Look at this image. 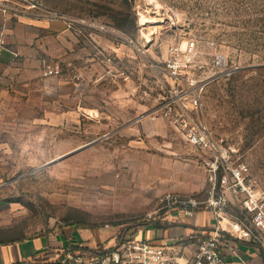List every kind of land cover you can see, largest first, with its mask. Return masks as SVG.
<instances>
[{
	"label": "rangeland",
	"instance_id": "obj_1",
	"mask_svg": "<svg viewBox=\"0 0 264 264\" xmlns=\"http://www.w3.org/2000/svg\"><path fill=\"white\" fill-rule=\"evenodd\" d=\"M120 1L0 0V238L23 258L48 250L29 238L44 233L91 249L145 239L173 200L204 196L201 151L158 111L164 64L188 41L208 71L238 68L203 113L264 189V0Z\"/></svg>",
	"mask_w": 264,
	"mask_h": 264
},
{
	"label": "built area",
	"instance_id": "obj_2",
	"mask_svg": "<svg viewBox=\"0 0 264 264\" xmlns=\"http://www.w3.org/2000/svg\"><path fill=\"white\" fill-rule=\"evenodd\" d=\"M215 61L216 70L208 71L195 41L186 42L185 47L173 46L163 68L170 83L158 108L183 139L202 153L207 181L204 196L173 200L176 215L206 211L214 218L209 236L199 241L192 260L181 262L165 244L137 235L105 248V252H82L71 244L47 250L24 264H226L224 248L229 237L264 249V189L248 163L238 156V150L215 136L204 117L208 86L215 78L238 69L230 67L225 59Z\"/></svg>",
	"mask_w": 264,
	"mask_h": 264
},
{
	"label": "crops",
	"instance_id": "obj_3",
	"mask_svg": "<svg viewBox=\"0 0 264 264\" xmlns=\"http://www.w3.org/2000/svg\"><path fill=\"white\" fill-rule=\"evenodd\" d=\"M10 56V52L2 47L0 34V68H2V61L8 60ZM167 219H173L172 224L174 225L167 228L162 226H150L147 229L142 230L141 233L146 231V238L157 244H165L170 250V253L177 257L179 261L186 262L192 260L199 241L205 238L206 235L205 232L196 230V228L212 229L214 223L212 214L206 211L196 212L191 216L174 214ZM162 223L163 222H159L161 225ZM174 226L183 228L182 236H169L170 228ZM60 234L61 233H44L29 238L37 239L41 236H46L48 239L51 238L52 243L48 244V250H50L49 248L53 249L62 246V242L57 241V238ZM2 245H5V248H3ZM2 256L5 257L3 264L20 263L28 259L21 256L14 240L5 241L0 238V264H2ZM224 259L226 264H264V249L258 244L229 237L224 248Z\"/></svg>",
	"mask_w": 264,
	"mask_h": 264
},
{
	"label": "trees",
	"instance_id": "obj_4",
	"mask_svg": "<svg viewBox=\"0 0 264 264\" xmlns=\"http://www.w3.org/2000/svg\"><path fill=\"white\" fill-rule=\"evenodd\" d=\"M131 1L132 0H121L120 2L127 3V4L130 5ZM117 26L121 28L122 27V24L121 23L120 24L118 23ZM78 225L79 226H82L81 223L78 224ZM153 225L155 227L162 226V227H166L167 228V227L173 226L174 224L171 223V224H162L161 225V224L155 222ZM196 230H201V231L205 232V234H206L205 237L209 236V232L211 231V229H208V228H200V229L196 228ZM128 239L129 238L126 235V231H124V234L118 240L117 245L120 244V243H122V242H124V241H127ZM70 242H71V244H74L73 245V248L74 249L79 250V251H82V252L98 253L99 251H104V252L107 251V250L103 249L102 247H98L97 249H91V248L83 247V246L80 245L82 242L77 237L71 238L70 239ZM13 264H24V261L23 262H20V263H13Z\"/></svg>",
	"mask_w": 264,
	"mask_h": 264
}]
</instances>
